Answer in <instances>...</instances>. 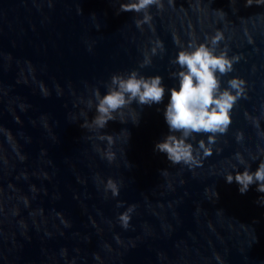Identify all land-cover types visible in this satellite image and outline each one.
Wrapping results in <instances>:
<instances>
[{"label":"water","instance_id":"1","mask_svg":"<svg viewBox=\"0 0 264 264\" xmlns=\"http://www.w3.org/2000/svg\"><path fill=\"white\" fill-rule=\"evenodd\" d=\"M122 2L0 0V264H264V193L224 177L264 160V0H161L142 29ZM217 32V54L240 57L221 87L242 78L246 98L212 155L172 164L154 150L170 134L171 61ZM133 70L164 78L163 103L133 102L97 128L94 91Z\"/></svg>","mask_w":264,"mask_h":264},{"label":"clouds","instance_id":"2","mask_svg":"<svg viewBox=\"0 0 264 264\" xmlns=\"http://www.w3.org/2000/svg\"><path fill=\"white\" fill-rule=\"evenodd\" d=\"M150 6L162 9L161 0H127L120 3L117 14L135 12L143 14L142 19L135 21L138 28L145 24L151 25L152 16L149 13ZM246 7L252 6V0H247ZM94 15V14H93ZM223 35L217 32L210 36L206 43L190 40L186 47H182L172 64L179 66V71L170 73L171 78L178 81V88L170 89V100L166 105L165 120L170 134L161 142L156 143L155 151L166 154V158L172 164H185L190 168L199 166V152L204 156L212 155L211 145L216 143V137L226 134L232 124V110L240 98H246V81L239 77L228 80V87H221V77L234 70V64L240 60L239 56L229 57L227 49L217 54ZM177 44H180L176 41ZM157 47L163 48V42L157 41ZM157 47L152 49L155 54ZM150 57L142 62L141 67L151 64ZM161 75L144 76L137 70L127 74H114L106 85V94H101L99 89L94 91L96 115L92 124L99 129L105 128L109 121L116 120V114L123 108L132 105H153L163 103L166 87ZM92 107V101H89ZM136 123H139L136 122ZM257 126L259 121H256ZM87 127V121L81 125ZM179 133L180 135H175ZM194 134H207V144L199 141V151L194 149L189 139ZM107 138L111 143V137ZM237 141L243 140V133L237 134ZM196 152V155H194ZM111 161V154L107 156ZM239 163L245 165L244 159L237 153ZM129 167L131 165L129 164ZM226 182L234 181L240 186L239 191L245 194L251 185H257L256 191L264 193V160H261L256 171H251L246 166L244 171L238 169L224 176ZM106 191H111L113 196L119 195L117 184L109 178L105 185ZM218 196V193H216ZM264 199L261 197L260 200ZM259 200V201H260ZM264 204V203H261ZM133 208L120 215L122 226L127 228ZM219 258V257H218Z\"/></svg>","mask_w":264,"mask_h":264}]
</instances>
